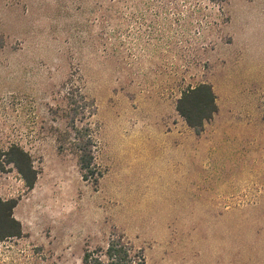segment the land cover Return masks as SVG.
<instances>
[{
	"label": "rangeland",
	"instance_id": "obj_1",
	"mask_svg": "<svg viewBox=\"0 0 264 264\" xmlns=\"http://www.w3.org/2000/svg\"><path fill=\"white\" fill-rule=\"evenodd\" d=\"M212 85L197 135L176 111ZM94 101L97 184L57 150L68 92ZM39 173L0 264H83L123 236L144 264H264V0H0V148Z\"/></svg>",
	"mask_w": 264,
	"mask_h": 264
},
{
	"label": "trees",
	"instance_id": "obj_2",
	"mask_svg": "<svg viewBox=\"0 0 264 264\" xmlns=\"http://www.w3.org/2000/svg\"><path fill=\"white\" fill-rule=\"evenodd\" d=\"M223 4L226 0H208ZM78 93L68 92V108L66 129L58 137L57 150L65 151V144H70V153L76 156L83 180L93 176V184H97L102 172L95 162L98 148L97 131L92 124V118L97 112V106L87 97L83 88L78 85ZM176 111L195 134L204 130L206 122L211 120L218 111L216 94L208 82H200L185 88L176 102ZM13 168L23 180L28 190H31L39 173L32 155L19 143H10L6 148H0V171ZM17 199L0 198V241L22 236V226L13 216ZM83 264H144L143 255L135 252L125 238L117 236L108 240L104 248L85 250Z\"/></svg>",
	"mask_w": 264,
	"mask_h": 264
}]
</instances>
